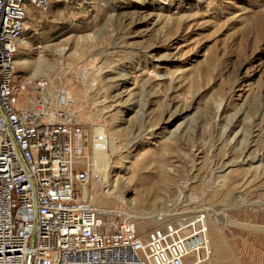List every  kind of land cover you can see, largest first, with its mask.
<instances>
[{"label":"rangeland","instance_id":"obj_1","mask_svg":"<svg viewBox=\"0 0 264 264\" xmlns=\"http://www.w3.org/2000/svg\"><path fill=\"white\" fill-rule=\"evenodd\" d=\"M15 60L17 85L51 79L75 121L109 137L81 157H110L122 201L94 180L99 205L138 216L199 200L197 264H264V171L238 163L264 167V0H50L30 10Z\"/></svg>","mask_w":264,"mask_h":264},{"label":"built area","instance_id":"obj_2","mask_svg":"<svg viewBox=\"0 0 264 264\" xmlns=\"http://www.w3.org/2000/svg\"><path fill=\"white\" fill-rule=\"evenodd\" d=\"M49 4L0 0V264H196L208 243L199 200L160 211L144 231L138 216L99 205L85 189L98 176L81 157L87 144L106 151L109 137L87 133L51 79L15 83L27 16Z\"/></svg>","mask_w":264,"mask_h":264},{"label":"bare ground","instance_id":"obj_3","mask_svg":"<svg viewBox=\"0 0 264 264\" xmlns=\"http://www.w3.org/2000/svg\"><path fill=\"white\" fill-rule=\"evenodd\" d=\"M60 51H63V50H60ZM59 52V51H58ZM37 69H38V71L40 72V71H42V69L40 68V65L37 67ZM37 71V72H38ZM50 89H52V88H50ZM262 155H264V154H262ZM260 158V157H259ZM247 160H242L241 159V161L240 162H238V163H240V164H247L248 166H249V168H248V171L250 170V169H255V172H258V171H261V170H263L264 171V167L262 166V164H256V165H253L254 164V162H257V159H258V157L257 158H246ZM109 161H110V157L109 156H101V155H95L93 158H92V170H93V172H94V174L95 175H97L98 176V180H97V182L95 183V182H93V183H95L94 185V190H95V192L94 193H96L98 190V188H100L102 191V194H103V196H104V198L106 199V198H114V199H117V200H121L122 201V198H121V196L117 193V190H116V185H114V188L113 189H109V188H107V182H105L106 181V177H107V174H108V170H109V168H110V163H109ZM260 163V162H259ZM230 166V165H229ZM261 175H264V173H262ZM261 175H260V178H261ZM259 177V176H258ZM263 177V176H262ZM85 189H87V187H85ZM155 215H150L149 213H146V212H142V213H140V215H138V219H139V221H143V222H146V220L148 221L150 218H154L155 219V217H156V215H157V213H154ZM136 216V215H135ZM148 218V219H147ZM233 224H235V223H233ZM217 228H219V227H217ZM208 233V232H207ZM208 238V237H207ZM208 244H209V239H208V243H207V245H206V252L204 253V255H205V257L209 254V250H207V246H208ZM208 253V254H207ZM201 256H199V258H200ZM203 259V258H202ZM202 259H199L197 262H196V264L197 263H200V260H202Z\"/></svg>","mask_w":264,"mask_h":264}]
</instances>
